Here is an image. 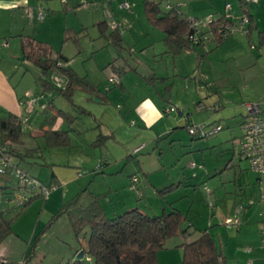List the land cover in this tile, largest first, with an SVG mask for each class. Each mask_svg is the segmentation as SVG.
Listing matches in <instances>:
<instances>
[{"label":"rangeland","instance_id":"1","mask_svg":"<svg viewBox=\"0 0 264 264\" xmlns=\"http://www.w3.org/2000/svg\"><path fill=\"white\" fill-rule=\"evenodd\" d=\"M207 1L225 4L226 0ZM229 2L232 5L231 9H229L231 12H241L238 0H229ZM247 8L255 17L251 40L244 31L236 30L229 37L235 38L234 33H242L243 35H240L245 37L240 41L242 48L236 50V46L227 45V42L230 41L227 40L221 43L222 46L212 47L211 51L205 52L202 56L198 55L197 64L193 65L195 68L183 61L182 73L173 82L171 97L172 102H178L180 107L185 110V113L179 116L176 109L177 105L173 103V105L163 108L167 119L170 118V120H163V125L159 121V124L152 126V128H147L139 121L135 122L136 124L131 123V119H135L133 116H129L123 122L121 117L114 118L110 111L113 108L117 115L119 113L114 103L118 100L116 95L120 89L116 93L114 92L116 86H114L115 83H109L108 79L110 77H116L119 80L121 75L125 77L124 82L137 83L136 85L139 86L136 87L135 95L140 91L144 92L145 89L153 93L154 86L148 85L146 78L144 79L143 76L141 78L139 75L149 73L150 68L147 62L144 61L139 65V74L132 72V70L135 71L134 67L137 63L133 60L129 47L126 44H122L120 47L115 45V43L110 44L107 39L109 36H105L107 43L104 42L103 37L99 36V30L91 24V19L97 18L96 14L92 16L89 10L74 13L71 19L69 18V25L73 22L71 25L75 26V29L70 28L64 32L66 36H69L67 40L69 45L65 46V50H68L67 52L70 55V61L68 62L76 71V75L83 76L90 83L99 87V90H95L94 93L104 97V92L110 88L113 97L110 100L101 98L102 103L99 101L95 102L90 100L89 97L90 95L92 96L93 91L76 85L72 90V99L69 100V97L58 90L60 87H65V76L56 70H52L48 78L54 84V87L48 89L49 100L47 101L52 105L50 107H60L71 117L72 122L63 118L65 119V126L74 124L73 126L83 130V135L79 138L77 134L75 135L76 130H69L72 142L69 146L48 147L43 143V140L37 139L38 141H35L28 137L29 134L26 130H23L21 138H23L24 142L30 146L42 145L41 151L38 152L41 155V160L29 163L26 159L11 156V161L18 162V166L30 171V173L28 172L30 176L31 172L36 174L39 169L42 172L44 171L46 175L44 176L41 172L42 181L39 180L48 187L47 182L49 181L48 176L51 174V169L47 167L51 166L50 163L70 164L73 167H81L83 170L82 176L85 177L83 181L97 177L92 182L91 188L98 193L104 190L105 181L101 180V173H95L92 168H96L99 163L100 165L101 163L103 164L104 161L109 162L106 167L109 169L106 172L113 170L114 173L105 175H116L117 179L128 180L130 174H135V176L144 181L146 187L143 186L141 190L145 191V196L138 197L139 191L134 190L133 192L138 201L141 200L143 202V205L149 202L154 206L159 198L166 203L171 202L175 207L181 209L187 216L184 225L191 223L189 227L191 233H189L187 240L196 238L199 232L207 229L209 234L211 233L216 240L217 246L223 250H225L226 246L229 252H234L236 246L244 248L247 243L244 240L242 231L240 232L236 227L223 225V221L220 218L232 217L235 207L231 206V204H233L234 199L242 198L245 194L251 193L250 188H253L254 192L247 195L248 198L250 196L256 198L251 207H258L255 214L257 217H264V207L260 206L258 202L259 189L255 181L257 174L249 168L247 160H241L236 157L239 148L238 139L229 140L222 143L221 146L215 143L218 141L216 139L217 133L202 137L192 135L188 133L184 120L186 119V112L189 110L194 113L193 118L196 122L193 124L195 125L205 123L197 120H202L203 118L205 120L208 114H211V117H215V111L207 110L215 101V91L212 87L215 82L225 86L232 85L230 89L238 92L253 82L251 80L253 78H244L243 75H252L255 72L258 74V79L256 80L260 84L257 93H264V0L249 3ZM57 21V25L62 24V17ZM80 23L86 24V27H83ZM128 25L129 23H127ZM51 34L53 50L60 49L63 42L61 38L62 32H58L57 35L55 31H52ZM252 42L257 46L253 50L250 49ZM244 53L251 55L254 58V63L247 64L246 62L249 59L247 61L241 55ZM237 54H239L238 62L235 59ZM35 67L32 66L26 70V77H28V81L32 82L33 90L37 88V83L34 81L37 71ZM23 69V67H20L19 71ZM172 76L174 77V75ZM199 96L204 98L203 102L195 101ZM92 99L98 100L95 96ZM80 106L86 110H83ZM200 106L202 107L200 108ZM108 107L110 108L109 110ZM87 110L90 111L86 112ZM93 115H95V118ZM103 118H106L109 123L102 122L101 127H99L97 123L98 121L101 122ZM221 122H223V130L219 131L220 134L231 128L226 121ZM106 124L109 125L107 126ZM165 124H170V127ZM214 125L215 122L212 125L209 124L207 128ZM238 125L234 121L233 127L235 129L239 127ZM166 128L171 129L172 132L153 139L156 130ZM101 136L102 141L100 140L98 143H95V141L91 144L90 142H84L90 138ZM80 141L85 145L83 150H80L77 144L81 143ZM139 144L138 152L136 154L133 153L132 147ZM232 157H234L237 164L241 161V167L234 168L231 166L228 160ZM191 162L201 165V167H191ZM226 164L229 167L222 169ZM238 171L242 174L235 176V174L239 173ZM0 179L2 181L0 184H9L8 182H10V185H14L16 183V178L12 174H4ZM170 184L177 185L169 191L158 192V197L151 196V191L155 188L152 186L162 188ZM56 188L58 186L54 184L46 197L37 196L34 198L20 215H16L17 211L15 210H10L7 213L6 217L13 218V229L27 235L26 239L30 245L27 247L28 251L24 253V258L28 264H65V260L68 262L73 257H77L75 250L80 246H84L83 244L88 240V227H85L76 237L73 230L69 227L70 222L67 212L56 215L64 208V201L68 200L76 191L71 194L67 189L69 188L68 186H60L58 189L59 193L62 194L63 201L56 203L54 207H45L44 202L51 193L56 191ZM215 190L218 192L216 198L214 195ZM101 198L104 199V196L102 195L100 200ZM244 200L241 203L246 204V200ZM261 209L262 213H260ZM108 216H112L111 213H108ZM257 224L259 230L261 225L259 222ZM176 237H180L181 240L185 239L178 234L168 239V241H172ZM164 251L165 256L161 259L162 262L181 264V250L177 252L174 248ZM63 257L67 259L61 261ZM23 259H18V262H22ZM84 264H94V262L90 257H87L84 260Z\"/></svg>","mask_w":264,"mask_h":264},{"label":"crops","instance_id":"2","mask_svg":"<svg viewBox=\"0 0 264 264\" xmlns=\"http://www.w3.org/2000/svg\"><path fill=\"white\" fill-rule=\"evenodd\" d=\"M143 1L144 0H0V116H3V114H6L8 112L16 115L20 118L23 124V130H26L28 132V137L34 139L35 141L43 140V143H45V140L43 139V132L45 129H48L50 127L52 129H66L68 130V134L70 132L69 130H76L75 135L77 134L79 138L83 135L82 129L73 126L74 124L71 126H65V119H63L62 116H56L55 112L57 111V109L62 110V108H57L56 106V108L50 107L51 104L48 103L49 101H47L49 100V94L47 92L48 89H44V87L40 85L39 80H37L40 75V70L37 66L35 67L33 62L28 59L22 58V44L23 39L31 40L33 42V45L37 41L44 42L50 46L53 54L59 52L63 56V58L66 57L68 61H70L69 52H67L68 50H65V46L69 45V42L67 41L69 36H66L64 32L65 30L70 28L75 29V26L71 25L73 24V22L69 25V18L71 19V16L74 13L76 14L78 12H85V10H89L92 16L96 14L95 16L97 18H92L91 24L99 30V36L103 37L104 42L107 43L108 39V42L110 44L114 43V40L111 37L113 28L111 27L110 22H113V20L115 22H121L125 18L128 19L127 22L129 23V25H126L125 30L123 32H119L117 30L116 32L120 37V45L126 44L127 47H129V52H132L131 54L133 55V60L137 63V65L134 67L135 71L132 70V72L139 74V65L144 61L147 62L148 67L150 68L149 73L147 72L146 74L139 75L141 78L142 76L144 77V79L146 78V82L149 83L148 85L154 86L153 93L148 92L145 89L144 92L140 91L135 95L136 87L139 85H136L137 83L130 84V82H124L125 77H122L120 75L118 82L114 84V86H116V89L114 90L115 93L120 88L117 92L118 94L116 95L118 96V100L114 103L119 113L117 115L115 111H113L114 109L111 108L110 111L112 112V116H114V118L121 117L123 122L129 116H133L135 117V119L132 118L131 123L136 124L135 122L139 121V123L144 124L147 128H152V126L159 124V121L162 122L163 120H170V118L167 119V115H165L163 108H167L169 107V105H173V103L174 105H177L176 109L179 116L183 115L185 113V110L180 107L178 102H172L171 97L172 88L174 86L173 82L175 79H178L179 75H181L182 73L181 69H183V61L187 64H191L192 67L194 64H197L198 55L202 56L205 52H209V50L211 51L212 47L216 48L217 46L221 45V43H224L227 40H230L229 42H227V45L236 46V50H238V48H242V43L240 41L245 37L242 36V33H240L242 35L234 33L235 38H231L228 36L219 43H216L215 40L211 39L208 42L202 43L203 45L194 46L192 49H183L178 52L172 53L169 46H167L168 44L165 40V33H163V30L157 26H154L147 18L145 10L143 9ZM167 2L171 4L182 3L179 8L184 15H192L200 18L207 14L218 17L225 12V6H223L225 4L215 3V1L161 0L160 7H165V4ZM226 2H229V0H226L224 3ZM123 3H127L129 5V8L124 9V7L122 6ZM235 14L239 16L240 12H235ZM61 17L62 24H60V28V25H57L56 22H58L57 20H60ZM80 24L83 27H86V24ZM52 31H55L57 35L58 32H62L61 38L63 42L60 46L61 48L58 50H53V46L51 44L52 38L50 37H52ZM252 34L253 33L250 34V40L252 38ZM105 36L109 37H106L107 39H105ZM252 44L253 48L250 47V49L253 50L257 46L254 42H252L250 46ZM241 55L243 58H246L247 61L249 59V61L246 62L247 64L254 63V58L248 53H244ZM235 56V59L238 62L239 54ZM68 61L66 63L71 66ZM32 66L37 69V71L35 70L36 78L34 80L35 83H37V88H34L35 90L32 89V82L28 81V77H26V70ZM20 67H23L24 69L22 71H19ZM193 67L195 68V66ZM254 74H246V76L243 75L244 78H253L251 80L254 83L251 82L250 84H248V86H245L242 91L240 90L238 92L230 89L232 85L225 86L214 81L215 83L212 87L215 91V101L212 103V106L207 108V110L215 111V117H211V114H208L205 120L203 118L202 120L197 121H204L207 125H212V123L214 122L215 125H221V129L216 131V139L218 141L215 143H218L222 146V143H225L229 140L233 141V139L236 138L238 139L237 144L239 145L243 134L242 124L247 119V111L243 104L248 100H253L256 98L264 99V93H257V89L260 87V84H258V81L256 80L258 79V74L255 72ZM172 75H174V77ZM95 87H97L96 90H99V87L97 85ZM110 90L111 89L109 88L106 92H104V97L98 95L97 93H94V90L92 96H89L90 100H94L95 102L99 101L101 103V98H103L104 100H110V98L113 97ZM134 95L135 97H133ZM93 96H95L98 100L92 99ZM33 97L35 98V100H32ZM203 100L204 98L199 96L195 101L203 102ZM111 101L113 102V100ZM109 109L110 108L108 107V110ZM193 115V111L189 110L186 112L184 125H186L187 123L196 122L193 118ZM93 116L95 118V115ZM221 121H226L227 124H230L231 128H229L228 131H225V133L220 134L219 131L223 130V122ZM234 121L239 124V127L237 129L233 127ZM102 122L109 123L106 118H103L101 122L98 121L97 125L101 127ZM165 125H168L167 127H170V124ZM166 129L156 130L154 132L155 134L153 139L162 137L163 135L172 132L171 129ZM95 139L96 138H90L88 140H85L84 142H90L91 144L93 141H95ZM6 144L9 143L7 142ZM77 144L80 150L85 149V145H83L82 142ZM38 145L40 146L41 150L42 145ZM15 146L20 150H23L25 146L32 147L23 140L20 144ZM139 146L140 144L138 146H133V150L131 149L132 152L136 154L138 151L134 152V149ZM238 155L236 157H238ZM238 158L242 160V158ZM229 159L230 160H228V162L232 167H241V161L237 164V162H235L234 160V157ZM13 163L17 164L18 162ZM50 164L51 166L47 167L51 169V174L50 176H48L49 181L47 182L49 186H53L54 184L58 186V188H60V186H68L69 188L67 189L71 194L76 191L71 196L73 197L80 188L88 185V188H90L92 192L97 195L104 196V199L101 198V200H99L102 208L105 210V213L107 215L108 213H111L112 216L120 214L123 211L133 207H138L139 209H141V211L147 214H150V211H152L151 215H154L160 213L162 210L171 209V207L174 206L173 203H166L163 199L159 198L157 199V203L154 206H152L149 202L143 205V202H141V200L138 201V198L135 197L133 193L135 189L132 188L131 178L135 174H130L128 180L117 179L116 175L109 176L114 173L113 170H110V172H106L107 169H109L106 168L107 165H109V162L104 161L103 164L101 163L102 167L100 171L97 172L101 173V180L103 182L105 181L104 190H102L100 193L91 188L93 184L92 182H94L97 177H93L88 181H83L85 177L82 176L83 170L80 166V168H78L73 167L70 164L67 165L53 162ZM228 167L229 165L226 164V166L222 169H227ZM93 169L94 168H92V170ZM28 172L30 173V171ZM41 172L42 170L39 169L36 174L31 172V175L41 180ZM238 172L239 173L235 174V176L242 174L240 171ZM42 173L44 176L46 175L44 171ZM257 180L258 179L256 177L255 181L256 186L258 187L259 184ZM139 181L140 189H142L143 186H145L144 181L141 179H139ZM73 183L74 185H72ZM74 186L75 188H73ZM152 187L155 188L151 191V196L156 197L159 192L158 190L161 188H156V186ZM58 188H56V191L51 193L47 197L46 201L44 202L45 207H54L56 203L58 204L60 203V201H63L61 197L62 194L59 193ZM141 191L142 195L139 196L138 194V197L145 196V191ZM250 191L252 193L254 192V189L250 188ZM251 193H247L244 197L239 199L235 198L231 206L233 205L234 207L235 204L242 202L243 199L247 200V195ZM217 194L218 192L215 190V198ZM257 209L258 207L256 208L251 207V205H246L242 211V222L238 227H236L237 230H239L240 232L242 231L245 238L244 240L247 243L246 246L244 248L241 246H236L234 252H229L227 246L225 250L221 248L226 255L227 264H264V232L261 231L264 230V217L259 218L257 217V215H255ZM260 213H262V209ZM224 218L225 217H222L220 218V220L223 221L222 219ZM257 222H259L261 225L259 230ZM70 228L72 230V227ZM13 230L14 233L8 236L0 244V258H7L11 262H17L18 259L24 258V253L28 251L27 247H29L30 244L26 239L27 235L21 234L15 229ZM186 240L187 238L181 240L180 237H176L172 241H167V247L159 250L157 253L156 264H169L167 262L161 261V259L165 256L164 250H171L175 248L177 252L178 250L182 251V247H180L179 245H181ZM83 245L84 246H80L75 250L76 254L86 246V242ZM85 258H87V256ZM65 259L67 258L63 257L61 261ZM75 259L76 257H73L69 261L72 262ZM66 261L67 260H65V263ZM25 264H28L26 263V260Z\"/></svg>","mask_w":264,"mask_h":264},{"label":"trees","instance_id":"3","mask_svg":"<svg viewBox=\"0 0 264 264\" xmlns=\"http://www.w3.org/2000/svg\"><path fill=\"white\" fill-rule=\"evenodd\" d=\"M238 1L240 13L248 17L249 22L246 35L250 37V34L253 32L252 28L254 27V17H252V13L247 8V4L249 3L245 0ZM160 3L161 0H144L143 9L151 23L162 29L163 33H165L167 46H169L172 53L183 49H192L196 45H203L201 43L191 44L188 41L187 33L189 32V25L186 17L180 16L173 9L167 10L164 7L161 8ZM214 19L215 21L211 24L214 35L212 39L216 43H219L229 35L225 36L219 33L217 31L218 28L222 24H231L236 18L227 19L224 13H222L218 17L214 16ZM116 31V29H113L111 37L115 45L120 47V37ZM22 50V58L30 60L39 68L40 75L38 80L44 89L54 87L48 78L52 70H56L65 76V87H60L58 90L69 97V100L72 99V90L76 85L90 91L97 89L96 85L90 83L83 76L76 75V71L66 63L68 59L66 57L63 58L59 52L53 54L50 46L46 43L37 41L33 45L31 40L23 39ZM80 108L86 110L81 106ZM86 112L89 111L87 110ZM55 114L72 122L71 117L61 109H57ZM191 124L193 123L185 125L187 129ZM22 127L23 124L16 115L8 112L0 116V155L7 154L9 157L14 156L26 159L29 163L38 162L41 160V155L38 154L41 151L39 145L32 147L25 146L23 150L15 146L22 141ZM102 136L96 138L95 143L100 142ZM43 137L48 147H65L71 144V138H69L70 136L66 129H52L50 127L44 130ZM7 142L9 144H6ZM100 169L94 168L93 171L97 173ZM2 177L0 175V178ZM0 182H2L1 179ZM139 185L140 181L134 189L140 191L138 194L141 196L142 191ZM9 186L11 185L0 184V189ZM175 186L176 184H170L158 191L163 193ZM88 187L87 185L80 188L73 197L64 201V208L56 214L60 215V213L67 212L66 214H68L71 224L70 227H72L76 237L85 227L89 228L86 246L82 248L83 256L81 258L76 257L74 261H68L65 264H84L85 256L90 257L94 264H156L157 253L159 250L167 247L168 239L178 234L187 238L190 235L189 233H191L189 231L191 223L189 222L187 225H184V221L187 220L186 214L174 206L171 209L162 210L160 213L154 215L147 214L138 207H133L120 214L108 216L100 204L99 199L101 196L92 192ZM37 196L40 195H32L25 202L24 207L16 212V215H20L26 209L29 202H32ZM7 213L0 211V244L14 233L12 229L13 218L6 217ZM179 246L182 247L181 264H227L226 255L217 246L213 235L209 234L207 229L199 232L196 238L186 240ZM0 263L4 262L0 261ZM4 264H18V261L11 262L9 260Z\"/></svg>","mask_w":264,"mask_h":264},{"label":"built area","instance_id":"4","mask_svg":"<svg viewBox=\"0 0 264 264\" xmlns=\"http://www.w3.org/2000/svg\"><path fill=\"white\" fill-rule=\"evenodd\" d=\"M245 1L251 4L253 2H257L258 0ZM230 4V2H226L224 5L225 18L233 19L235 17L236 19L229 25L222 24L217 31L225 36L230 35L236 30H241L246 33L249 22L248 17H246L243 13H240L238 16L234 12H231L229 9H231L232 5ZM122 6L124 9L129 8L127 3H123ZM179 6H181L180 3L171 4L167 2L164 8L167 10L173 9L175 10L174 12L180 16L186 17L189 25V32L187 33L188 41L191 44H202L210 41L214 37L211 28L212 22L215 21L214 16L207 14L200 18L192 15H184L180 11ZM127 21L128 19L125 18L121 22H115L113 20V22L110 23L113 29L123 32L128 23ZM251 48H253V44L251 45ZM108 81L109 83H117L118 78L110 77ZM32 100H35V98L33 97ZM243 105L247 111V119L242 124L243 134L239 143L238 157L246 159L249 162V168L257 174V181L259 184L258 202L262 207H264V99L256 98L248 100ZM201 107L202 106H200V108ZM207 126L208 125L206 123H201L199 125L191 124L188 127V133L202 137L216 133V131L221 129V125H214L209 128H207ZM138 149L139 147H136L134 152L138 151ZM190 166L201 167V165H196L194 162H191ZM101 167L102 165L98 164L96 169H100ZM4 174H12L16 178V183L4 189H0V211H18L24 207L25 202H27L32 195L39 194L40 196L46 197L51 189V186L48 187L43 185L38 178H35L32 175L30 176L28 171L13 163L7 154L0 155V175L3 176ZM131 182L132 188L134 189L139 183V178L134 175L131 178ZM206 190L210 192L208 188H206ZM138 193H140V191ZM255 201L256 198L254 196H250L246 200V204L241 202L236 204V206H234L235 210L233 216H227L222 219L223 224L227 227H238L242 222L241 217L243 209L246 205H252ZM261 231L264 232V230ZM0 261L7 263L9 259L0 258ZM18 264H25V261L22 260V262L20 261Z\"/></svg>","mask_w":264,"mask_h":264},{"label":"water","instance_id":"5","mask_svg":"<svg viewBox=\"0 0 264 264\" xmlns=\"http://www.w3.org/2000/svg\"><path fill=\"white\" fill-rule=\"evenodd\" d=\"M82 256H83V251H82V250L78 251V253H77V257H78V258H81Z\"/></svg>","mask_w":264,"mask_h":264}]
</instances>
